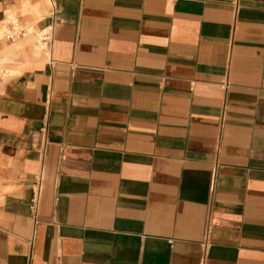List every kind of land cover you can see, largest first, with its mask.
I'll use <instances>...</instances> for the list:
<instances>
[{
  "label": "crops",
  "instance_id": "1",
  "mask_svg": "<svg viewBox=\"0 0 264 264\" xmlns=\"http://www.w3.org/2000/svg\"><path fill=\"white\" fill-rule=\"evenodd\" d=\"M15 16L0 264H264V0H0Z\"/></svg>",
  "mask_w": 264,
  "mask_h": 264
},
{
  "label": "bare ground",
  "instance_id": "2",
  "mask_svg": "<svg viewBox=\"0 0 264 264\" xmlns=\"http://www.w3.org/2000/svg\"><path fill=\"white\" fill-rule=\"evenodd\" d=\"M9 18H10L9 20L11 22L8 23L9 20H5V21L0 23V39L6 37V38H12L13 40H15L20 35L24 34V29H23L18 17L15 16L13 18H11V17H9ZM37 37H39V36H37ZM41 38H42V35H41ZM43 39H44V37H43ZM13 45H15V44H13ZM7 66L9 67V66H11V64L8 63L7 60L0 55V73L1 74H2V72H4V69ZM14 66H15V64H14Z\"/></svg>",
  "mask_w": 264,
  "mask_h": 264
},
{
  "label": "rangeland",
  "instance_id": "3",
  "mask_svg": "<svg viewBox=\"0 0 264 264\" xmlns=\"http://www.w3.org/2000/svg\"><path fill=\"white\" fill-rule=\"evenodd\" d=\"M9 20V19H8Z\"/></svg>",
  "mask_w": 264,
  "mask_h": 264
}]
</instances>
